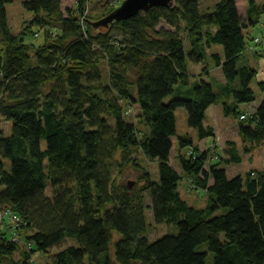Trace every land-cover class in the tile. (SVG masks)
<instances>
[{
	"label": "trees",
	"instance_id": "1",
	"mask_svg": "<svg viewBox=\"0 0 264 264\" xmlns=\"http://www.w3.org/2000/svg\"><path fill=\"white\" fill-rule=\"evenodd\" d=\"M12 1L0 0V115L13 124L9 135L0 130V214L21 217L31 247L15 260L20 244L0 228V264H32L34 252L71 238L76 243L61 248L53 264H208L209 252L213 264H264V170L243 178L240 169L244 153L264 142V80L262 103L252 112L238 109L255 100L256 70L239 62L264 1L243 0L244 18L236 0H218L203 13L202 0H173L97 26L124 0H99L101 13L88 16L85 0L76 9L28 0L22 4L33 17L18 34L8 23ZM33 27L44 29L40 44L25 41ZM216 44L223 51H214ZM187 60L204 65V73L192 75ZM192 76V97L166 103ZM134 103L148 129L143 136L125 116ZM213 105L233 116L242 145L227 140L214 160L210 148L177 136L180 149H192L178 155L182 170L208 195L198 208L182 197L183 176L170 161L175 110L187 108L190 127L204 140L215 136L205 124ZM138 151L158 161L159 181L137 162ZM128 164L142 173L141 186L116 182L115 171ZM147 208L156 224L178 232L151 242Z\"/></svg>",
	"mask_w": 264,
	"mask_h": 264
},
{
	"label": "rangeland",
	"instance_id": "2",
	"mask_svg": "<svg viewBox=\"0 0 264 264\" xmlns=\"http://www.w3.org/2000/svg\"><path fill=\"white\" fill-rule=\"evenodd\" d=\"M23 1L28 0H13L7 5V15H8V23L11 28L12 33L18 34L24 27H28L30 19L33 17V14L30 11H26L23 6ZM84 3V12L83 16H88V14H96L101 13L100 9H97V2L99 0H85ZM121 0H113V5L120 3ZM264 0H256L257 4L262 3ZM63 8H78V0H61ZM218 0H202L200 6L201 13L205 12L207 9H214V4H216ZM236 3L239 8V12L245 18V8L243 4V0H236ZM97 4V5H96ZM33 27L32 33L26 37V43H36L40 44L43 41V32L44 29ZM247 37V48L248 50L241 56V60L239 62L240 66H247L248 68H252L256 70V75L251 80V88L255 94V100L251 104L240 103L239 110H246L252 112L254 107L259 106L262 102L263 92L260 91L259 82L264 80V15L261 17L258 24L248 27L245 31ZM214 51L219 50L223 51L222 46L216 44L213 48ZM188 62V70L192 75H200L203 74L204 65L202 64H193L192 62ZM212 63V61H211ZM103 73H107V68L105 63H101ZM198 77V76H197ZM196 77L191 78L192 83L190 86L177 84L175 86L174 92L166 97L165 102L169 103L175 98L179 99H188L192 97V86L194 85ZM215 92L218 91L217 84L213 85ZM219 105H213L210 110L206 113L205 124L215 126L216 136L209 137V140L205 145L203 143H198L199 138H197V132L193 127L189 125V116L187 108L178 107L175 110L176 117V128L177 133L172 137L174 142L173 153L171 155L170 161L171 164L177 171H180L183 178L179 181V191L182 194V197L195 207L201 208L206 205L207 193L202 190H197L195 188V184L190 176H187L186 173L182 170L180 162L178 160V155L180 153L188 156L191 154L192 149L188 148H179L178 144V135H185L192 137L194 139V144H199L200 149L206 150L210 148V154L213 155V159L216 160L218 157L217 152L224 153L226 139L235 140L237 145L241 147V139L240 136H237V125L236 121L233 120V116L226 117L220 113ZM126 118L130 121H134L136 123L137 129L140 130L141 136L148 132L144 123H142V119L139 117L140 108L138 104H131L126 106ZM12 122L6 121L0 115V130L2 129L7 135L10 134L12 129ZM45 147V142H43ZM137 158V162L141 164L144 168H146L152 176L153 181L160 180V172L158 171V161L149 160L143 152L138 151L134 155ZM243 163L240 165V169L242 172L243 178L246 177V173L248 171L257 169L264 170V142L259 145V147L253 149L252 152L245 154L244 153ZM10 162V160H7ZM115 180L118 184H126L128 181L133 182V186H141V175L138 169L133 164H128L124 166L122 169H117L115 171ZM51 188L48 187L47 194L51 195ZM147 202L151 203V196L147 194ZM3 213L0 214V228L3 231H8V234L14 237V241L20 244L19 249L14 254L15 260L23 258V252L28 251L30 249V244H28L26 240L27 234H30V230L24 231L22 227L21 217L14 214L10 210H4ZM145 215L147 217L148 231L147 238L150 239L151 242L159 240V238L164 235L175 234L178 232L177 226L174 224H156L154 221V216L152 214L151 209L146 210ZM24 231V233H23ZM23 234V235H21ZM120 238V235L115 232L113 235V243L111 244L112 249L114 248L115 242ZM72 243H76L74 239H67L60 246H55L50 248L48 252H34L32 257L30 258V262L32 264H53L54 255L66 246L72 245ZM203 250H208L206 244L202 246ZM113 251V250H112ZM214 257L211 252H209L207 257L208 264H213Z\"/></svg>",
	"mask_w": 264,
	"mask_h": 264
},
{
	"label": "water",
	"instance_id": "3",
	"mask_svg": "<svg viewBox=\"0 0 264 264\" xmlns=\"http://www.w3.org/2000/svg\"><path fill=\"white\" fill-rule=\"evenodd\" d=\"M173 0H124L114 12L107 15L104 19L98 21L96 25H108L113 20H125L135 16L139 11L148 10L153 6H169ZM128 185L132 188L133 182L129 181Z\"/></svg>",
	"mask_w": 264,
	"mask_h": 264
},
{
	"label": "crops",
	"instance_id": "4",
	"mask_svg": "<svg viewBox=\"0 0 264 264\" xmlns=\"http://www.w3.org/2000/svg\"><path fill=\"white\" fill-rule=\"evenodd\" d=\"M206 78V77H205ZM212 106H210L209 108H208V110H210V108H211ZM207 110V111H208ZM207 113V112H206ZM209 125V124H208ZM210 126H213V125H210ZM214 127V129H215V126H213ZM215 133H216V131H215ZM215 136H216V134H215ZM209 139H204V140H198V143H203L204 145L206 144V142L208 141ZM228 139H226V141H227ZM225 141V142H226ZM225 144V143H224ZM206 147H207V145H205ZM225 149H226V147L224 148V151H222V152H224V153H220V152H217V154L219 155V156H224V154H225ZM171 158V157H170Z\"/></svg>",
	"mask_w": 264,
	"mask_h": 264
},
{
	"label": "built area",
	"instance_id": "5",
	"mask_svg": "<svg viewBox=\"0 0 264 264\" xmlns=\"http://www.w3.org/2000/svg\"><path fill=\"white\" fill-rule=\"evenodd\" d=\"M243 118L246 117L245 115L242 116Z\"/></svg>",
	"mask_w": 264,
	"mask_h": 264
}]
</instances>
